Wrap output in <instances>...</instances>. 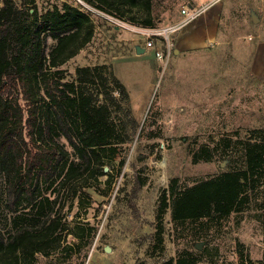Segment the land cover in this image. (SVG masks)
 I'll use <instances>...</instances> for the list:
<instances>
[{
  "label": "rangeland",
  "instance_id": "374dc122",
  "mask_svg": "<svg viewBox=\"0 0 264 264\" xmlns=\"http://www.w3.org/2000/svg\"><path fill=\"white\" fill-rule=\"evenodd\" d=\"M81 1L28 0L26 19L32 23L64 3L86 13L93 34L59 67L73 75L77 66L109 65L127 87L138 128L129 142L107 148L97 179L77 178L71 184L76 195L66 202V227L81 236L67 232L47 255L37 253L28 264H164L169 259L174 263L184 250L199 252L196 264H249L248 259L259 264L264 256V182L250 190L246 209L223 219L175 224L169 207L163 214L156 212L163 190L170 200L172 178L178 180L176 190L241 168L239 139H246L253 129H264V95L249 71L254 45L264 39V0H153L149 9L110 0L105 10ZM86 4L104 16L91 15ZM189 4L205 8L167 33L172 51L166 65L150 48L136 53L135 45L143 46L146 38L135 27H144L142 21L150 19L152 28L163 31L184 18L181 9ZM216 15L213 42L174 53L179 34H201ZM159 37L165 43L164 34ZM124 55L129 57L116 60ZM5 200V173L0 170L3 232L10 229ZM3 260L0 256V264H7ZM28 261L29 256L19 264Z\"/></svg>",
  "mask_w": 264,
  "mask_h": 264
},
{
  "label": "trees",
  "instance_id": "16d2710c",
  "mask_svg": "<svg viewBox=\"0 0 264 264\" xmlns=\"http://www.w3.org/2000/svg\"><path fill=\"white\" fill-rule=\"evenodd\" d=\"M89 1L101 9L111 2ZM123 1L145 9L153 2ZM27 2L0 0V170L5 173V207L10 213V229L0 230V256L7 264L29 256L28 264L37 253L47 255L67 232L81 236L66 227V202L76 195L71 184L77 178L97 179L107 148L129 142L138 128L129 92L109 65L77 66L73 75L59 67L91 38L89 16L64 3L31 23ZM142 24L154 26L150 19ZM238 142L244 157L241 168L176 190L178 180L172 178L170 200L163 190L157 215L169 207L176 224L223 219L246 209L250 190L264 182V129H253ZM199 260V252L184 250L174 263L169 259L164 264ZM258 262L264 264V256Z\"/></svg>",
  "mask_w": 264,
  "mask_h": 264
},
{
  "label": "crops",
  "instance_id": "0c3cea01",
  "mask_svg": "<svg viewBox=\"0 0 264 264\" xmlns=\"http://www.w3.org/2000/svg\"><path fill=\"white\" fill-rule=\"evenodd\" d=\"M201 11L205 8L204 6L199 7ZM189 21L185 22L188 23ZM181 24L180 26L184 25ZM219 23V16H215L214 21L211 23L207 22V26H203L199 24L203 31L201 34L196 33L195 31H191L189 36L186 35H178L175 40V46L178 51L191 50L194 48H200L206 43L213 42L218 33L217 24ZM196 33V34H195ZM177 54V53H175ZM128 55L121 56L119 59L128 58ZM116 62V61H115ZM114 62V64H115ZM249 71L256 77L258 85L260 86V91L264 95V39L258 40L254 45V57L251 60V65L249 67ZM127 88V87H126ZM264 99V98H263Z\"/></svg>",
  "mask_w": 264,
  "mask_h": 264
},
{
  "label": "built area",
  "instance_id": "2783aa9c",
  "mask_svg": "<svg viewBox=\"0 0 264 264\" xmlns=\"http://www.w3.org/2000/svg\"><path fill=\"white\" fill-rule=\"evenodd\" d=\"M78 1L82 4L84 3L81 0H78ZM86 7H87L88 12H90L91 15L104 16L101 13V11H99L98 9H95L89 5H87ZM192 7L193 6L183 7L181 9V13L185 15L184 18L178 24H174V25H171V26L164 28L163 31H156L152 27H135L134 28L135 30H138L140 33L145 35L146 39H145V43L143 46L145 47V49L146 48L152 49L154 57L157 60H159V62H161V65H166V63L168 62L169 57L171 55V51H172V46H171V43L169 41V37H168L167 33L176 30L181 24H183V23L187 22L188 20L194 18L201 11L200 8L193 9ZM105 16L107 19H109L110 21H112L115 24L125 25L124 22L119 21V20H117L111 16H107V15H105ZM162 33L164 34L165 43L159 37Z\"/></svg>",
  "mask_w": 264,
  "mask_h": 264
},
{
  "label": "water",
  "instance_id": "95a60500",
  "mask_svg": "<svg viewBox=\"0 0 264 264\" xmlns=\"http://www.w3.org/2000/svg\"><path fill=\"white\" fill-rule=\"evenodd\" d=\"M189 6H192L191 4H189ZM253 20L256 22L257 19L256 18H253ZM135 51L137 54H142L144 51H145V47L144 46H141V45H135ZM178 50L177 49H174V53H177ZM106 170V167L104 168ZM195 247L200 249L201 248V242H197L195 244ZM105 250H110V247H105Z\"/></svg>",
  "mask_w": 264,
  "mask_h": 264
},
{
  "label": "bare ground",
  "instance_id": "6f19581e",
  "mask_svg": "<svg viewBox=\"0 0 264 264\" xmlns=\"http://www.w3.org/2000/svg\"><path fill=\"white\" fill-rule=\"evenodd\" d=\"M161 164H162V165L164 164L163 161L161 162Z\"/></svg>",
  "mask_w": 264,
  "mask_h": 264
}]
</instances>
